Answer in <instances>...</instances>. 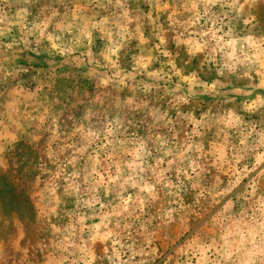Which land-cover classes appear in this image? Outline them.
<instances>
[{
    "label": "rangeland",
    "instance_id": "1",
    "mask_svg": "<svg viewBox=\"0 0 264 264\" xmlns=\"http://www.w3.org/2000/svg\"><path fill=\"white\" fill-rule=\"evenodd\" d=\"M0 264H264V0H0Z\"/></svg>",
    "mask_w": 264,
    "mask_h": 264
}]
</instances>
